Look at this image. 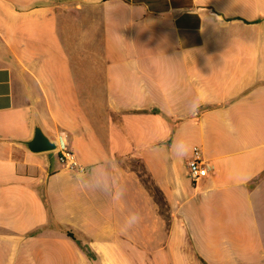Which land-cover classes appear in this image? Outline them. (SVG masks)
<instances>
[{"label":"crops","instance_id":"1","mask_svg":"<svg viewBox=\"0 0 264 264\" xmlns=\"http://www.w3.org/2000/svg\"><path fill=\"white\" fill-rule=\"evenodd\" d=\"M0 264H264V0H0Z\"/></svg>","mask_w":264,"mask_h":264},{"label":"built area","instance_id":"2","mask_svg":"<svg viewBox=\"0 0 264 264\" xmlns=\"http://www.w3.org/2000/svg\"><path fill=\"white\" fill-rule=\"evenodd\" d=\"M56 150L59 155V160L64 167L80 173L86 171V167L78 161L75 153L69 149L67 142L59 143ZM188 171L189 177L194 184L200 183L209 175L208 163L204 159L199 147H194L193 149L192 158L188 163Z\"/></svg>","mask_w":264,"mask_h":264},{"label":"clouds","instance_id":"3","mask_svg":"<svg viewBox=\"0 0 264 264\" xmlns=\"http://www.w3.org/2000/svg\"><path fill=\"white\" fill-rule=\"evenodd\" d=\"M171 150L177 158H182L191 150V144L185 139L173 140ZM90 184L99 191H104L106 187L108 189H118L119 182L115 179V172L110 162L104 166L103 171L93 169ZM119 192L121 195L123 194L122 187H119Z\"/></svg>","mask_w":264,"mask_h":264},{"label":"water","instance_id":"4","mask_svg":"<svg viewBox=\"0 0 264 264\" xmlns=\"http://www.w3.org/2000/svg\"><path fill=\"white\" fill-rule=\"evenodd\" d=\"M28 148L35 153L51 152L57 149V144L53 143L41 128H36L34 138L28 143Z\"/></svg>","mask_w":264,"mask_h":264},{"label":"rangeland","instance_id":"5","mask_svg":"<svg viewBox=\"0 0 264 264\" xmlns=\"http://www.w3.org/2000/svg\"><path fill=\"white\" fill-rule=\"evenodd\" d=\"M138 171L141 173V175L143 176L144 175V172H143V169L141 168V165H139V167H138ZM144 182H145V184H147L148 185V180H147V178H144ZM150 186V185H149ZM150 188H151V186H150ZM154 193V196H155V198H156V201H158V202H162L163 201V198H162V196L159 194V193H157V191L155 190V191H153ZM167 211L165 210L164 211V213H166Z\"/></svg>","mask_w":264,"mask_h":264},{"label":"trees","instance_id":"6","mask_svg":"<svg viewBox=\"0 0 264 264\" xmlns=\"http://www.w3.org/2000/svg\"><path fill=\"white\" fill-rule=\"evenodd\" d=\"M70 236H71V237H74V235H73V234H70Z\"/></svg>","mask_w":264,"mask_h":264}]
</instances>
